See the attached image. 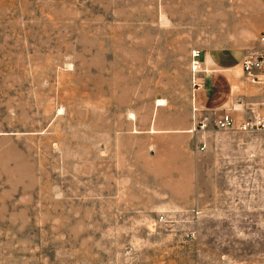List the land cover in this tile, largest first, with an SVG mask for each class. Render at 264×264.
Returning a JSON list of instances; mask_svg holds the SVG:
<instances>
[{"label": "rangeland", "instance_id": "1", "mask_svg": "<svg viewBox=\"0 0 264 264\" xmlns=\"http://www.w3.org/2000/svg\"><path fill=\"white\" fill-rule=\"evenodd\" d=\"M262 31L264 0H0V264H264V130L211 122L260 95L190 56Z\"/></svg>", "mask_w": 264, "mask_h": 264}, {"label": "crops", "instance_id": "2", "mask_svg": "<svg viewBox=\"0 0 264 264\" xmlns=\"http://www.w3.org/2000/svg\"><path fill=\"white\" fill-rule=\"evenodd\" d=\"M262 34H264V31L259 33L258 38H257V42H256L253 50L261 48L259 37ZM194 51L199 52L198 57L192 56V53ZM190 56H191V59H193L192 61L195 60V61H197V64H198V68H196V70L194 72H192V68H191V72L194 75L198 74V76H194L192 78L193 79L192 86H193L194 91L198 92L199 90H203L205 88V85H206V88L208 89V91L210 93H212L213 95L214 94L216 95L217 93H220L224 89V91H225L224 95H227V96H226L225 102H223L222 105L225 106L228 103H231L230 98H231L232 91L234 90V87H233L234 82L232 83V80H230L229 76H230V72L232 74L233 68L237 67V71H238L237 75L240 76V78H242V81H243L242 85H244L245 89L246 90H247V88L251 89L252 91L257 92L258 95H260L259 100H257L256 102H253V101L249 102V100H247L245 106L250 105L251 107H249V109H247L246 112H244L243 116H241V117L244 118V117L250 116V110L257 108L259 105V102L264 100V90L260 89L256 85L249 83L243 76V72H242V68H241V62H242L244 55L238 61H234V59L231 57V55H223V56L220 55L219 57L218 56H213V57L209 56L208 61H206L205 55L201 51H199L198 49H192ZM207 73L222 74V76H225L224 77L225 80H223L221 77H219L220 83L213 81V79H211V81H209V83H207L205 80V75ZM231 78H232V76H231ZM194 82L199 85L198 88L194 85ZM223 113H230V112L224 111L222 113L215 114V116L212 118V120L216 116L223 114ZM205 117L206 116H204L203 118H205Z\"/></svg>", "mask_w": 264, "mask_h": 264}, {"label": "built area", "instance_id": "3", "mask_svg": "<svg viewBox=\"0 0 264 264\" xmlns=\"http://www.w3.org/2000/svg\"><path fill=\"white\" fill-rule=\"evenodd\" d=\"M259 41L261 48L252 50L243 56L241 68L244 78L251 84L258 86L264 90V34L260 35ZM199 52L194 51L193 57H198ZM198 64L193 61L192 69L195 70ZM198 88L199 85L194 82ZM206 117L199 121V128L206 126ZM212 125L218 130H227L237 127L241 131H258L264 130V100L259 102L257 108L250 110V116L241 120H235L230 113H223L216 116L212 121Z\"/></svg>", "mask_w": 264, "mask_h": 264}, {"label": "bare ground", "instance_id": "4", "mask_svg": "<svg viewBox=\"0 0 264 264\" xmlns=\"http://www.w3.org/2000/svg\"><path fill=\"white\" fill-rule=\"evenodd\" d=\"M159 105L161 104V102L160 103H158Z\"/></svg>", "mask_w": 264, "mask_h": 264}]
</instances>
